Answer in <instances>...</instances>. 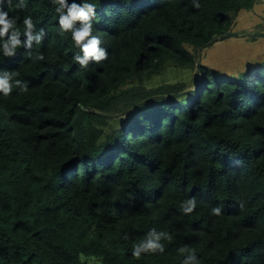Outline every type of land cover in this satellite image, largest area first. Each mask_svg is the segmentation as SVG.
<instances>
[{
    "label": "trees",
    "instance_id": "obj_1",
    "mask_svg": "<svg viewBox=\"0 0 264 264\" xmlns=\"http://www.w3.org/2000/svg\"><path fill=\"white\" fill-rule=\"evenodd\" d=\"M75 2L107 52L86 68L54 0L0 4L22 41L26 17L44 30L0 47L28 87L0 93V264H264V62L242 81L201 64L195 89L197 49L256 0ZM167 66L193 82L148 86ZM153 229L164 251L134 257Z\"/></svg>",
    "mask_w": 264,
    "mask_h": 264
},
{
    "label": "clouds",
    "instance_id": "obj_2",
    "mask_svg": "<svg viewBox=\"0 0 264 264\" xmlns=\"http://www.w3.org/2000/svg\"><path fill=\"white\" fill-rule=\"evenodd\" d=\"M3 2H5V0H0V4ZM6 2L9 5L11 4V0H6ZM259 2L264 3L261 2V0H259ZM54 3L58 5L56 12L59 14L61 34L64 32H70L75 46L78 47L82 52V55L76 54L74 56L75 61L79 62L81 68H86L90 60L99 62L102 59H107L106 50L100 47L102 41L99 39V37L92 34V20L96 15V6L87 2L78 4L75 2V0H73L71 4H69L67 0H54ZM25 6L24 0H20V3L17 4L18 8H23ZM195 7L199 8L200 5L197 4ZM16 24V19L10 18L8 13L0 8V47H2L3 54L6 57L14 56L17 48L21 46L31 49L33 41L39 44L42 40V36L44 35L43 29H41L39 33L34 34L35 25L33 24L31 17H26L23 20V36L26 39L22 41L21 32L16 27ZM36 59L43 60L44 56L38 55ZM199 71L200 69L197 73V79L199 78ZM13 75V73H9L7 71H5L3 75H0V93H3L4 96H9L13 87H19L21 92H27L28 90L26 83L21 85L20 80H15L13 82ZM189 203H191L193 207L183 209L185 214L191 213L195 208V200L189 201ZM212 213L217 216L220 215L221 208H213ZM156 233L157 232L153 229L148 234V237L150 238L147 239L146 242L142 241L140 244L134 247L132 253L134 257L139 258L142 251L151 253H155L157 250L160 252L164 251V246L159 243V236H157ZM160 234L164 235L165 233L160 232ZM152 237H154V239ZM168 239L170 240L171 237L168 236ZM185 250V247H181L179 249L180 252H184ZM184 264H187V262L185 261Z\"/></svg>",
    "mask_w": 264,
    "mask_h": 264
},
{
    "label": "rangeland",
    "instance_id": "obj_3",
    "mask_svg": "<svg viewBox=\"0 0 264 264\" xmlns=\"http://www.w3.org/2000/svg\"><path fill=\"white\" fill-rule=\"evenodd\" d=\"M238 32L241 35L218 40L202 50V64L230 79L242 81L247 71L264 62V38L252 34L264 33V3L256 0L251 10L242 9L235 24L226 28L225 33ZM250 35V36H248ZM194 72L167 66L162 76L153 77L148 86L156 87L164 83H192ZM93 262V260H89Z\"/></svg>",
    "mask_w": 264,
    "mask_h": 264
},
{
    "label": "water",
    "instance_id": "obj_4",
    "mask_svg": "<svg viewBox=\"0 0 264 264\" xmlns=\"http://www.w3.org/2000/svg\"><path fill=\"white\" fill-rule=\"evenodd\" d=\"M240 33L238 32H234V33H225L221 36H219L218 38H214L212 40H210L208 43H206L204 46L202 47H199L197 49V52L201 51V50H204L210 46H212L214 43H216L218 40H223V39H226V38H233V37H237L239 36ZM253 37H260V38H264V33H256V34H252ZM196 67H197V70L200 69L201 67V63H197L196 64ZM200 87V79L198 78L197 81H196V89H198ZM186 92H179V93H175V94H171L170 96L171 97H178V96H182L183 94H185ZM163 96H154V97H151L149 99H157V98H161ZM147 100H145L143 103H146ZM94 112V111H93ZM98 115L102 116V117H105V118H109V119H113V118H117L118 116L116 115H107V114H103V113H98Z\"/></svg>",
    "mask_w": 264,
    "mask_h": 264
},
{
    "label": "built area",
    "instance_id": "obj_5",
    "mask_svg": "<svg viewBox=\"0 0 264 264\" xmlns=\"http://www.w3.org/2000/svg\"><path fill=\"white\" fill-rule=\"evenodd\" d=\"M261 2H264V0H261Z\"/></svg>",
    "mask_w": 264,
    "mask_h": 264
}]
</instances>
